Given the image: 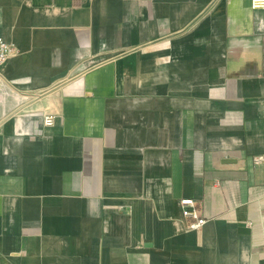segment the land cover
<instances>
[{
    "label": "crops",
    "instance_id": "1",
    "mask_svg": "<svg viewBox=\"0 0 264 264\" xmlns=\"http://www.w3.org/2000/svg\"><path fill=\"white\" fill-rule=\"evenodd\" d=\"M0 24V264H264V10L0 0Z\"/></svg>",
    "mask_w": 264,
    "mask_h": 264
},
{
    "label": "built area",
    "instance_id": "2",
    "mask_svg": "<svg viewBox=\"0 0 264 264\" xmlns=\"http://www.w3.org/2000/svg\"><path fill=\"white\" fill-rule=\"evenodd\" d=\"M252 9H262L264 10V0H251ZM12 44L7 41L5 36L1 31L0 24V69L1 65L14 53ZM55 114L53 112L44 114V123L50 125L54 122ZM263 159V155H258L254 158L256 163H259ZM182 216L188 218L189 221L186 224V229L198 230L207 221L208 218L202 216L200 209L198 207V202L191 197H182L179 200Z\"/></svg>",
    "mask_w": 264,
    "mask_h": 264
}]
</instances>
